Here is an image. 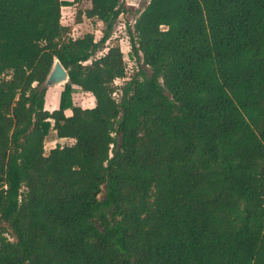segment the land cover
Returning <instances> with one entry per match:
<instances>
[{
	"label": "trees",
	"instance_id": "trees-1",
	"mask_svg": "<svg viewBox=\"0 0 264 264\" xmlns=\"http://www.w3.org/2000/svg\"><path fill=\"white\" fill-rule=\"evenodd\" d=\"M82 1L0 0V264H264V0H149L128 78L98 55L125 2L79 12L96 40L62 22Z\"/></svg>",
	"mask_w": 264,
	"mask_h": 264
},
{
	"label": "rangeland",
	"instance_id": "rangeland-1",
	"mask_svg": "<svg viewBox=\"0 0 264 264\" xmlns=\"http://www.w3.org/2000/svg\"><path fill=\"white\" fill-rule=\"evenodd\" d=\"M149 0H140L137 4L126 3L125 11L119 16L118 21L115 24L114 31L104 45V48L98 53L102 55L106 53L109 47L113 45H119L122 49L124 60L126 62V74L127 78L132 77L140 69L144 68L150 74V70L143 65L141 60H135L132 55L131 42L128 34V27H133L135 20L139 14L143 11L144 7ZM91 7V0H83L80 4H72L64 6L62 9V22L71 28V36L74 38H79L84 36L86 33H92L95 35L96 40L102 37V31L104 30V24L97 18L89 19L85 15L81 18L79 22V12H84V10ZM128 80V79H127ZM125 83L124 79H117L115 81L116 87H121ZM64 84L59 85L55 88L48 89L46 94V107L48 110L53 109L54 105L59 102L60 94L63 90ZM120 94V92H117ZM116 97L118 94L115 95ZM75 103L83 107H89L94 104V97L90 93H84L80 90L74 94ZM59 143L56 132L51 129L49 135L45 140V153L48 154L49 151L54 148Z\"/></svg>",
	"mask_w": 264,
	"mask_h": 264
},
{
	"label": "water",
	"instance_id": "water-1",
	"mask_svg": "<svg viewBox=\"0 0 264 264\" xmlns=\"http://www.w3.org/2000/svg\"><path fill=\"white\" fill-rule=\"evenodd\" d=\"M140 0H127L128 3L131 4H137ZM69 81V75L67 70L64 68V66L61 64V62L55 58L54 65L43 84V87L47 90L49 88H52L54 86L67 83Z\"/></svg>",
	"mask_w": 264,
	"mask_h": 264
},
{
	"label": "crops",
	"instance_id": "crops-1",
	"mask_svg": "<svg viewBox=\"0 0 264 264\" xmlns=\"http://www.w3.org/2000/svg\"><path fill=\"white\" fill-rule=\"evenodd\" d=\"M64 84H65V83H64ZM60 85H62V84H60ZM57 86H59V85H57ZM57 86H54V87H52V88H55V87H57ZM49 89H51V88H49ZM47 91H48V90H47ZM84 93H86V92H84ZM59 101H60V99H59ZM74 105H78V104L75 103V100H74ZM79 106H81V105H79ZM93 106H94V104H93L92 106H89V107H93ZM53 107H54V108L51 109V110H49V111H52V110H54V109H57V108L59 107V102H57V104H55ZM82 107H83V106H82ZM84 108H86V107H84ZM46 109H47V107H46ZM65 114H66L67 116L71 115V114H72L71 109H67V110L65 111ZM57 138H58V137H57ZM58 140H59V143H60V144H72V143L74 142L73 139H69V138H67V139H58Z\"/></svg>",
	"mask_w": 264,
	"mask_h": 264
},
{
	"label": "built area",
	"instance_id": "built-area-1",
	"mask_svg": "<svg viewBox=\"0 0 264 264\" xmlns=\"http://www.w3.org/2000/svg\"><path fill=\"white\" fill-rule=\"evenodd\" d=\"M121 1H126V3H127V0H121Z\"/></svg>",
	"mask_w": 264,
	"mask_h": 264
}]
</instances>
